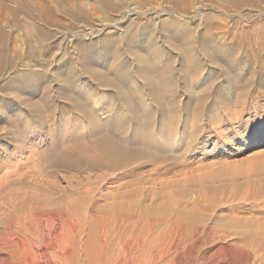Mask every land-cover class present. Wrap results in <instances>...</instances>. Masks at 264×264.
<instances>
[{
	"label": "rangeland",
	"instance_id": "374dc122",
	"mask_svg": "<svg viewBox=\"0 0 264 264\" xmlns=\"http://www.w3.org/2000/svg\"><path fill=\"white\" fill-rule=\"evenodd\" d=\"M54 1L56 24L21 14L20 23L5 25L9 44L22 53L40 39L44 47L0 74V264L30 263L27 235L6 230L37 188L33 180L49 164L50 144L55 138L72 144L74 132L88 138L99 126L144 144L136 156L142 165L152 163L149 155H167L153 162L165 201H144L152 211L139 223L141 233H130L145 243L142 249L156 251L157 264H264V1L178 0L181 7L177 0ZM123 153L120 161L132 156ZM11 168L19 175L10 177ZM161 204L175 214L167 213L169 226L151 229L153 206ZM181 212L192 225L170 227ZM152 238L160 239L156 246Z\"/></svg>",
	"mask_w": 264,
	"mask_h": 264
},
{
	"label": "bare ground",
	"instance_id": "6f19581e",
	"mask_svg": "<svg viewBox=\"0 0 264 264\" xmlns=\"http://www.w3.org/2000/svg\"><path fill=\"white\" fill-rule=\"evenodd\" d=\"M53 1L54 0H45V1L44 0H0V74L3 73L7 69L13 70V69L17 68L20 62L21 63L26 62L25 59L28 57L30 52H32L35 48L42 50L44 47V42H43V40L40 39L37 42V45L33 44L34 45L33 46L32 44L31 45L29 44L30 46H29V50L27 51V53H22V50L20 51V49L17 46H14V44H13V46H11L9 44L8 40L10 39L9 38L10 34H8L9 32L7 33L5 31V25L9 24V23H12V24L15 23V25H16V23H20L19 22L20 21L19 16L21 14H23L31 22L35 19L36 20L39 19V21H42V23L45 24V26L46 25L50 26V24L51 25L54 24L57 20H59L58 22H60V19H56V17H58V16L57 15L55 16L56 11H57V13H59L58 10H56L58 5L56 8H54V6L52 5ZM174 1H176V0H174ZM229 1L235 3V5H236V4H240V3L253 2V1H257V0H229ZM11 2H14L15 5H13ZM181 2L188 3V2H190V0L188 2L185 0L184 1L182 0ZM230 2H229V4L231 5ZM177 3L180 4L179 1ZM61 4H59V5L62 7ZM219 4H217V5L219 6ZM224 4L221 3L220 6L223 5L225 7H223V6L222 7L226 8V3H224ZM182 5L184 6V4H182ZM103 6L107 7L104 4H103ZM220 6H219V9H220ZM227 6H228V4H227ZM260 6L258 4L257 9ZM63 7H65V6H63ZM180 7H181V4H180ZM185 7H187V6H184L183 10ZM253 7H254V5H253ZM176 8H177V6H176ZM255 8H256V6L254 7V9ZM65 9H66V7H65ZM178 9H179V6H178ZM181 9L182 8H180L179 10H181ZM222 9H220V10H222ZM261 9H262V7H261ZM60 10H62V9H60ZM225 12H226V10H225ZM254 12L256 14V11H254ZM67 13H69V12H67ZM74 13L75 12H72L73 15H74ZM84 14L85 13H83V16H84ZM210 14H212V13H210ZM221 14H222V11H221ZM229 14L230 13H228V15ZM9 16H12L11 17L12 19H9ZM60 17L62 19V16H60ZM209 17L211 19L212 15ZM220 17H218V18H220ZM243 17H245V16L243 15ZM243 17H242V19H243ZM216 18H213V20ZM223 18L225 19V17H223ZM245 18H247V17H245ZM248 18H249V16H248ZM243 20H245V19H243ZM58 22H56V23H58ZM241 22H239V23H241ZM27 23H29V22H27ZM31 24H30V26H32ZM15 25L13 24V26H15ZM38 26L40 27V25H38ZM225 26H227V25L225 24ZM225 26H223V27H225ZM39 27H37V28H39ZM214 27H216V26H214ZM31 28L33 29V27H31ZM43 28H44V26L41 27V30L45 32V30H43ZM260 29L259 30L257 29V31H260ZM38 30L39 29H37V31ZM205 31H206V29H205ZM214 31H215V29H214ZM44 32H42V33H44ZM206 34L207 33H205V35ZM218 34L221 35L220 32ZM222 35H221V37H222ZM226 35H227V33H226ZM12 40H13V37H12ZM20 46L21 45H19V47ZM204 48L205 47L203 45L202 49L204 50ZM25 52H26V50H25ZM37 52H38V50H37ZM30 56H31V54H30ZM27 65H29L28 62H27ZM30 68H31V66H30ZM72 98L75 99L74 97H72ZM79 100L77 102H79ZM79 105H80V103H79ZM26 106L28 108L30 105L29 106L26 105ZM88 106H89V104L87 105V107ZM81 107H83V106H81ZM82 109L84 110V108H82ZM92 110H93V108H92ZM87 111H89V110H87ZM80 113H82V112H80ZM19 116H20V114H19ZM38 116H40V115H38ZM17 119H19V118H17ZM17 119H14V120H17ZM77 122H78V120H77ZM144 122H146V121H144ZM19 124L21 125V123H19ZM141 124H144V123H141ZM97 125H99V124H97ZM100 125H102V124H100ZM103 125H104V123H103ZM104 126H106V125H104ZM116 126H118V125H116ZM105 128L103 126L97 127V129H95L91 132V135L88 136V138L85 136H82L80 134L82 131L80 133H77V132L75 133L73 131L74 132L73 140L71 138H69L72 140V141L70 140L72 142V144L70 142L66 143V141H64V143L63 142L60 143V141L56 140V138H55V141H53L52 144H50L51 146H50L49 152H50L51 158L49 160V164L47 165L45 162H48V161L45 160V162L43 161L47 165L45 170L41 166L42 169L44 170L43 175L42 174L35 175V173L40 168H38V170L36 172H35V170L32 171V173L35 172L34 173L35 177L33 176L34 180L31 177L33 174L29 175L31 177V179L35 182V184L37 183L36 184L37 188L30 191V187L32 185L34 188V183H32V184L30 183L31 185L29 183L27 184V186L30 185L29 191L32 194H30L31 196L29 197L28 200H26L27 196L25 197V199H24L25 201H22L23 204L21 203V200L19 199L20 200L19 202H20V204H22V206L16 205L17 208H19L18 206H20L19 210L17 211L19 213V214H17L18 217L16 216L17 218L15 219L14 223L7 226L9 230H6L8 235L12 234L13 232H16V234H18V235L23 234V233L27 235L26 240H23V242H24L25 246L27 247V249L30 251V255H29L30 263L29 264H157V261L159 258H158V254L155 253L156 251L153 253V252H148L147 248L142 249L141 247H142V245H145V243L140 244L141 240L139 242L137 240L138 238L134 239V237L137 235L136 232L139 231V233H141L140 227L142 225L139 227V223L143 222L144 219L147 218V216L149 215L148 213L151 210V207L149 206V204L153 203L154 199H157V197L160 198V196H162L159 194L160 192L158 193L157 189L155 188V186H157L158 183L161 182V181H159L160 180L159 176L161 173L159 174V172H158L159 176H154V174L157 173V170L159 168L156 166L157 164H155L153 162H156V160H158L160 158H165V157H167V155H164V154L160 155V152H159V154L154 153V154L148 156L149 160L152 163H149L148 165H145V164L142 165L143 164L142 163L143 162L142 157H140L141 158L140 161L142 160V162H140L136 158V156L139 157L138 152L141 151V149L145 147L144 144H141V142H139V141H129L123 135L118 134V132L116 133V130L114 131V130H109L108 128L107 129H105ZM75 129H77V128H75ZM87 130H88V128H87ZM177 131H178V129H177ZM177 131H176V133H177ZM5 132H6V129H5ZM18 132H20V131H18ZM22 132L23 131L21 130L20 133H22ZM72 133H71V135H72ZM7 135H9V134H7ZM11 135L12 134L10 133V136ZM22 135L25 136V134H23V133H22ZM87 135H89V134H87ZM129 135H130V133H129ZM157 135H158V133H157ZM15 137H16V135H15ZM53 137H54V135H53ZM164 137H166V136H164ZM144 138L145 137H143L142 139H144ZM154 138H155V136H154ZM170 138H173V137H170ZM62 140L63 139H61V141ZM148 141H150V140H148ZM154 141H155V139H154ZM22 142H24V141H22ZM166 143H167V141H166ZM17 145H19V143ZM165 146H167V145H165ZM20 149H21V147H20ZM152 150H154V149H152ZM18 151H20V150H18ZM122 152H124L123 153L124 155H125V153H129L132 156H129V154H128V156L130 158L128 157L129 159L126 160V158L124 159V157H123V160H126V162H124L123 160H122L123 161L122 162L119 160V157H118V154L119 153L122 154ZM167 152L171 153L172 151L169 150ZM40 154H43V153H40ZM121 154L119 156H121ZM33 155L35 156V154H33ZM36 159H37V157H36ZM47 159H49V158H47ZM40 163H42V161ZM44 163H42V164L44 165ZM159 163H161V162H159ZM147 166H149V169L145 170L146 169L145 167H147ZM37 167H35V169ZM16 168H15V170H16ZM29 168L33 169L32 167H29ZM10 170H11V172L9 171L10 172V173H8L9 175L11 173H14V170L12 168ZM18 171H19V169H18ZM29 171H28V173H29ZM61 171H65L67 173L63 174V173H61ZM82 172L84 174H82ZM90 172H92V173H90ZM6 173H5V175H6ZM22 173L20 172V174H22ZM147 173H148V175H145ZM8 174H7V177H9ZM16 174L14 173L11 175H16ZM81 174H82V177H81ZM11 175H10V177H11ZM17 175H19V174H17ZM24 175H23V177H24ZM29 176H28V178H30ZM4 178H6V177H4ZM16 178H17V176H16ZM28 178H26L25 180H27ZM55 178H59V179H55ZM60 178L63 179L64 181H66L67 184L63 185L61 183L62 181L60 180ZM54 179L56 182L54 181ZM32 180H31V182H32ZM49 180H51V185H48L50 182L47 184V182ZM52 180H53L54 184L52 183ZM161 180H163V179H161ZM166 181L170 182V179L169 180L166 179ZM166 181H163L162 184L165 183ZM115 182H119V183L116 185H113V183H115ZM173 182H174V180H173ZM8 183H10V182H8ZM13 183H15V182H13ZM23 184H24V182H23ZM110 184H112V185H110ZM147 184L148 185L151 184V185L148 186ZM5 186H7V185H5ZM27 186H25V187L28 188ZM160 187H161V190L164 192L165 190H163V189H165L166 186L164 188H162V186H160ZM106 188L107 189L109 188V190H104ZM22 194H20V197H22L21 196ZM26 194L27 193L25 192V195ZM172 194H173V192H172ZM158 195H160V196H158ZM165 195L167 196V193ZM169 195H171V193H169ZM173 195L175 198V194H173ZM177 195H176V197L178 198ZM179 195H181V194L179 193ZM183 195H185V194H182V196ZM13 196L12 197L10 196V197L14 198ZM171 196H169V197L171 198ZM99 197H103L105 199V202L99 203L97 201V198L99 200ZM150 197H151L152 202L149 199L150 203L149 204L147 203L149 207L148 206L146 207L145 205H147V204L145 203V205H144V201L146 202V200ZM183 197L180 196V198H183ZM11 198H10V200H11ZM160 199L162 201H165V199H162V198H160ZM160 199L157 202V204L161 201ZM181 200H183V199H181ZM174 201L177 203L180 200L179 201L174 200ZM180 203H181V201H180ZM168 204H169V201H168ZM168 204H167V206L171 205V203L169 205ZM181 204H183V203H181ZM151 205H154V204H151ZM161 205L160 206L158 205V207L153 206L155 210L153 209L154 210L152 213L153 215L151 217H149L152 220L150 223L151 226L149 224V227L151 229H152V226L153 227H154V225L157 226L158 225L157 223H159V225L156 227L158 229L161 226L160 225L161 222H167L168 223L167 217L170 215V213L169 214H167V213L171 212L173 210L172 209H171V211L168 210L169 208L166 206L168 208L167 209L168 212H167L166 207H164L163 204H161ZM182 206H184V205H182ZM182 206H181V209H182ZM138 209H141V211H138ZM181 209L179 208V210H181ZM137 211L139 212L138 214H136ZM181 211L184 212V210H181ZM183 212L179 213L178 217L176 216L177 217L176 220L171 218L174 221L175 225L170 226V227L180 226L179 228L181 229V228H186L188 223H189V225H192L191 220H190V222L188 220H186V217L183 214ZM171 213H174V212H171ZM177 213H178V211H177ZM146 214H148V215H146ZM186 215H187V213H186ZM171 223H173V222H171ZM166 225L169 226L170 224L168 223ZM162 226H164V225L162 224ZM168 226L166 228L169 229ZM145 229H147V228H145ZM145 229L142 227L143 231ZM151 229H149L150 232L152 231ZM160 229H162V228H160ZM14 230H17V231H14ZM157 230H155V231H157ZM176 231H177V229H176ZM150 232H149V234H150ZM166 232L167 231H165L164 233L166 234ZM125 233L126 234L129 233L130 237L126 238ZM130 233L131 234L134 233L133 235H135V234L136 235L133 237V236H131ZM156 233H158V231ZM172 233H174V232L171 231V234ZM149 234H148V236H149ZM167 234H170V232ZM151 235H152V233H151ZM138 236H139V234H138ZM152 239L153 240H150V242L151 241L155 242L154 241L155 238H152ZM157 241L158 240H156V242ZM159 241H160V239H159ZM156 242L154 243L155 246H156ZM148 244L150 246L149 242H148ZM152 244H151V246H152ZM28 250H27V252L29 253ZM145 250H147V251H145ZM29 259H28V262H29Z\"/></svg>",
	"mask_w": 264,
	"mask_h": 264
}]
</instances>
